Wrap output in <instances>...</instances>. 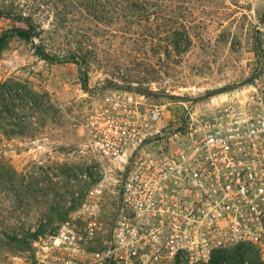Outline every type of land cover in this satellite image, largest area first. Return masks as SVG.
Here are the masks:
<instances>
[{
	"label": "rangeland",
	"instance_id": "obj_1",
	"mask_svg": "<svg viewBox=\"0 0 264 264\" xmlns=\"http://www.w3.org/2000/svg\"><path fill=\"white\" fill-rule=\"evenodd\" d=\"M146 8L131 36L86 20L81 0H0V35L28 25L39 33L31 40L12 35L0 50V84L6 85L0 98V166L35 176L47 170L48 194L42 202L33 194L24 221L32 229L42 219L55 227L25 246L0 243V264H111L103 254L123 177L95 151L91 124L105 93L144 94L149 104L163 106L167 136L188 117L186 108L204 106L209 98L264 94V0H158ZM180 19L191 45L184 52L170 47L168 56L164 40L176 28L167 23L176 26ZM38 44L50 55L77 54L86 62L82 67L46 62L36 54ZM81 71L87 73V88ZM2 191L0 210L13 206V197ZM249 248L248 263L264 264V233L260 245Z\"/></svg>",
	"mask_w": 264,
	"mask_h": 264
},
{
	"label": "built area",
	"instance_id": "obj_2",
	"mask_svg": "<svg viewBox=\"0 0 264 264\" xmlns=\"http://www.w3.org/2000/svg\"><path fill=\"white\" fill-rule=\"evenodd\" d=\"M225 96V97H224ZM144 94H104L95 151L123 177L103 257L116 264H208L264 233V94L186 108L172 135ZM70 260L64 264H70Z\"/></svg>",
	"mask_w": 264,
	"mask_h": 264
},
{
	"label": "trees",
	"instance_id": "obj_3",
	"mask_svg": "<svg viewBox=\"0 0 264 264\" xmlns=\"http://www.w3.org/2000/svg\"><path fill=\"white\" fill-rule=\"evenodd\" d=\"M156 2H158V0H81V12L85 15L86 20L92 19L97 27L103 25V27L109 28L111 31L124 32L132 36L137 32L136 28L141 25V21L144 15H146V5L153 4L154 6ZM122 19L124 20L122 21ZM170 22L171 20H168L167 26L176 29L173 30L171 36L168 35V33L167 39L164 40V52H166L168 56L170 55V47H173L177 52H184L191 45V39L185 22L181 21V19L177 22L175 21L174 24H176L177 27L171 25ZM167 31L170 32V30ZM12 35H16L25 40H31L33 37L39 36V33L36 32L35 28L31 25H28L26 28L6 30L0 35V50L3 43ZM36 54L40 59L52 64L72 62L82 67L86 62L85 58L79 57L77 54H70L62 57L50 55L42 44L36 45ZM81 73L82 84L84 88H87V73L84 71H81ZM5 86L4 84H0V98L3 95L2 89L5 88ZM16 86L18 87L19 85L16 84ZM16 91L17 95L21 94L18 90ZM6 133L17 134L18 132L15 129H7ZM40 168L42 169L43 167ZM87 172L90 177H93V173L90 172V169ZM38 174V176H35L32 170L20 173L10 165L0 166V189L3 190L2 192L4 195L13 197L11 198V200L13 199V206L5 207L0 210V227L2 226V230H0V243L5 244L10 242L12 244L25 246L28 242L37 240L39 237L50 234L55 230V227L48 225L43 219L34 229L26 225L24 221V218L29 215L32 206L31 202L34 200L32 199L33 194H38L39 198L42 199L41 202L48 194V189L45 185L46 178L48 179L47 170H41ZM92 180L95 183L99 181L97 177H93ZM73 193L74 191H72L71 194L73 195ZM52 213L60 214L56 209H53ZM21 219L23 221H21ZM5 223L7 224L4 225ZM253 245L255 244L240 242L232 247H228L214 254L208 264H254L257 259L248 263V259L253 255L252 252L249 254L246 253V251L249 252V247H253ZM107 261L111 264H116L110 259Z\"/></svg>",
	"mask_w": 264,
	"mask_h": 264
}]
</instances>
